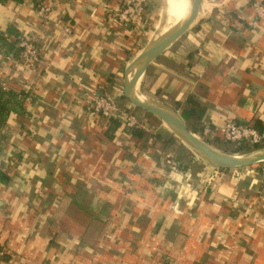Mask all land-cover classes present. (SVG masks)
<instances>
[{
	"label": "crops",
	"instance_id": "0c3cea01",
	"mask_svg": "<svg viewBox=\"0 0 264 264\" xmlns=\"http://www.w3.org/2000/svg\"><path fill=\"white\" fill-rule=\"evenodd\" d=\"M123 2L0 3V31L19 29L42 57L29 67L0 54L4 86L37 96L31 116L11 117L4 131L5 153L24 157L5 164L11 182L0 185V264H264L261 164L221 176L204 164L192 174L168 156L157 136L172 133L159 120L135 109L149 129L137 137L93 114L94 94H118L157 26L155 0H147V21L113 23L108 9ZM257 3L264 0L205 3L193 28L150 66L141 93L176 110L198 100L201 130L211 128L215 143L227 122L264 134ZM40 4L52 9V23L37 18Z\"/></svg>",
	"mask_w": 264,
	"mask_h": 264
},
{
	"label": "trees",
	"instance_id": "16d2710c",
	"mask_svg": "<svg viewBox=\"0 0 264 264\" xmlns=\"http://www.w3.org/2000/svg\"><path fill=\"white\" fill-rule=\"evenodd\" d=\"M12 1L16 4H22L24 0H0V3H7ZM149 4L146 3V13L144 14V20L147 21L149 14ZM142 20V21H144ZM151 21V20H150ZM149 21V22H150ZM145 23V22H144ZM22 39V33L19 29L10 26L7 31H0V54L6 57H10L17 62L25 63V54L23 48L20 47V42ZM37 99L35 94H32L30 90H13L7 89L0 78V185H8L11 182L10 175L4 171L6 165L9 167L13 166L15 160H22V154L11 151L10 153H5L4 143L7 140V134L4 132L8 120L13 117H30L31 112L28 108V103H34ZM123 99L127 100L124 96ZM138 111H142L138 108H135ZM177 110L181 111L182 116L187 122V125L195 134L202 135L203 130H201L202 120L205 117L206 109L205 107L192 96L188 97L184 102H177ZM93 112V111H92ZM144 112V111H143ZM148 116L158 119L145 112ZM159 122V121H158ZM112 127L115 131L119 127L118 121L112 120ZM133 135L137 137H142L143 132L140 130H132ZM262 135V142L260 144H250L247 142L242 143L239 146H236L230 142H224L217 140L215 147L231 154H245L252 152L254 150H259L264 148V134L262 131L258 130ZM163 135H158L157 138L164 141L166 152L168 156L173 159V163L180 168L190 171L192 174H198L205 167L204 164L196 158V156L184 145L177 144L178 139L172 134L163 133ZM242 169V168H241ZM221 172H227L230 170H220ZM5 258V256L3 257ZM2 258V259H3Z\"/></svg>",
	"mask_w": 264,
	"mask_h": 264
},
{
	"label": "water",
	"instance_id": "95a60500",
	"mask_svg": "<svg viewBox=\"0 0 264 264\" xmlns=\"http://www.w3.org/2000/svg\"><path fill=\"white\" fill-rule=\"evenodd\" d=\"M210 0H196L197 8L193 16L175 26L149 43L129 64L125 72L124 97L135 107L155 116L167 125L182 145L188 148L203 164L219 170H232L264 164V149L250 154H231L221 151L214 145L203 141L190 131L186 120L173 107L141 98V81L150 66L173 48L193 28L199 19L203 5Z\"/></svg>",
	"mask_w": 264,
	"mask_h": 264
},
{
	"label": "built area",
	"instance_id": "2783aa9c",
	"mask_svg": "<svg viewBox=\"0 0 264 264\" xmlns=\"http://www.w3.org/2000/svg\"><path fill=\"white\" fill-rule=\"evenodd\" d=\"M147 0H124L122 6L108 9L111 21L119 26L129 28L136 24V19L144 16L146 13ZM254 11L259 18L264 19V5L257 3L254 5ZM52 9L42 5L37 11V18L45 25L52 23ZM71 26H65L64 32L70 33ZM20 47L23 48L27 66L34 67L41 63L42 57L38 48L30 41L28 37L22 36ZM126 102V104H124ZM91 108L95 116L110 121H118L128 130H149L142 119V113L135 111V107L122 98V95L106 94L96 96L92 99ZM203 135L211 139L213 133L211 128H204ZM220 137L226 142L241 145L244 142L250 144H260L262 135L252 126L227 122L220 128ZM215 176H221L219 169H214ZM262 174L264 175V164H262ZM6 255V252L0 250V261Z\"/></svg>",
	"mask_w": 264,
	"mask_h": 264
},
{
	"label": "bare ground",
	"instance_id": "6f19581e",
	"mask_svg": "<svg viewBox=\"0 0 264 264\" xmlns=\"http://www.w3.org/2000/svg\"><path fill=\"white\" fill-rule=\"evenodd\" d=\"M196 8V0H165V7L163 9L164 20L160 35L185 22L195 14ZM139 95L141 98L147 99L141 92ZM165 126L168 127L167 125Z\"/></svg>",
	"mask_w": 264,
	"mask_h": 264
},
{
	"label": "rangeland",
	"instance_id": "374dc122",
	"mask_svg": "<svg viewBox=\"0 0 264 264\" xmlns=\"http://www.w3.org/2000/svg\"><path fill=\"white\" fill-rule=\"evenodd\" d=\"M155 2L156 3H154V9L157 11V17H156V20L153 22V24L152 25H154V24H156L157 26H156V29L154 28L155 26H152V29H153V32H154V34L152 35V41H154L156 38H158L159 36H160V34L162 33L161 32V27H162V24H163V20H164V18H163V9H164V7H165V0H155ZM41 4H40V6L38 7V10L41 8ZM26 63V62H25ZM27 64V63H26ZM123 90H124V82H122V84H121V86L119 87V92H118V94H116L117 95V97L118 96H120V95H122V98H123ZM140 91H141V89H140ZM115 94H113L112 93V95H115ZM150 100V99H149ZM128 103H130L128 100H126ZM152 101V100H151ZM124 104H126V102L124 103ZM176 109V108H175ZM179 111V113L181 114V111L180 110H178ZM147 116V115H146ZM153 120H155L154 118H153ZM160 122V124H162V127L163 128H165V129H167V132H169V133H171L170 131H169V128L168 127H166L161 121H159ZM161 127V128H162ZM203 141H206V142H208V143H210L211 145H215L214 143V140L213 139H209L208 137H206L205 135H200V134H197ZM181 142L179 141V144H180ZM262 149H264V148H261V149H259V150H262ZM259 150H254V151H252V152H249V153H245V154H250V153H254V152H256V151H259ZM239 155V154H238ZM263 164V163H262ZM261 164V165H262ZM260 165V164H259ZM256 166H258V165H256ZM247 168H250V167H247Z\"/></svg>",
	"mask_w": 264,
	"mask_h": 264
}]
</instances>
